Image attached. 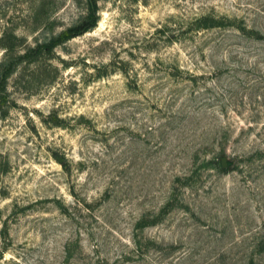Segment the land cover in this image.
I'll use <instances>...</instances> for the list:
<instances>
[{
    "label": "rangeland",
    "instance_id": "rangeland-1",
    "mask_svg": "<svg viewBox=\"0 0 264 264\" xmlns=\"http://www.w3.org/2000/svg\"><path fill=\"white\" fill-rule=\"evenodd\" d=\"M95 2L0 0V264H264V0Z\"/></svg>",
    "mask_w": 264,
    "mask_h": 264
},
{
    "label": "trees",
    "instance_id": "trees-1",
    "mask_svg": "<svg viewBox=\"0 0 264 264\" xmlns=\"http://www.w3.org/2000/svg\"><path fill=\"white\" fill-rule=\"evenodd\" d=\"M96 12H97V4L95 0H88V14L86 18L83 19L80 23L76 24L75 26H72L71 28L66 29L59 36V38L69 39L91 28L95 23Z\"/></svg>",
    "mask_w": 264,
    "mask_h": 264
}]
</instances>
